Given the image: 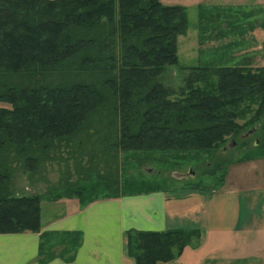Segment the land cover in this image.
<instances>
[{
	"label": "trees",
	"instance_id": "trees-1",
	"mask_svg": "<svg viewBox=\"0 0 264 264\" xmlns=\"http://www.w3.org/2000/svg\"><path fill=\"white\" fill-rule=\"evenodd\" d=\"M220 14L202 7L198 25ZM188 29L187 8L161 0H0V233L40 230L41 200L51 190L20 194L15 175L42 180L54 161L67 162L66 195L116 166L117 174H131L164 163L169 151L215 154L251 137L254 148H264V66H181L182 85L166 83L178 64L177 38ZM83 73L90 80L79 79ZM104 120L110 131H91L103 145L98 153L84 136ZM231 159L208 173L222 171V181ZM175 166L165 168L173 173ZM199 236L198 229L128 230L127 250L136 264H157Z\"/></svg>",
	"mask_w": 264,
	"mask_h": 264
},
{
	"label": "crops",
	"instance_id": "crops-1",
	"mask_svg": "<svg viewBox=\"0 0 264 264\" xmlns=\"http://www.w3.org/2000/svg\"><path fill=\"white\" fill-rule=\"evenodd\" d=\"M219 2L240 5L244 0ZM221 4L215 7L225 8ZM248 162H255L253 174L245 171ZM65 207L63 214L49 213L52 217L45 219L42 209L40 232L0 233V264H136L127 250V231L168 228L198 229L200 236L181 252L173 248L174 257L157 264H264V157L231 159L224 179L205 186L98 198L81 206L70 202ZM46 232L63 235L57 245L70 249L40 263L39 246ZM70 240L75 244L70 246ZM71 251L74 256L66 258Z\"/></svg>",
	"mask_w": 264,
	"mask_h": 264
},
{
	"label": "rangeland",
	"instance_id": "rangeland-1",
	"mask_svg": "<svg viewBox=\"0 0 264 264\" xmlns=\"http://www.w3.org/2000/svg\"><path fill=\"white\" fill-rule=\"evenodd\" d=\"M161 1L165 4H181L188 11L189 29L184 35L177 38L178 64L170 66L166 73L168 80H166V83L173 89H178V86L183 83V79L180 81V73L182 72L179 68L181 66L198 64L264 66V0H244L240 5H223L219 2L221 0ZM220 4L225 8L215 7ZM202 7L205 10L221 11V14L206 18L205 24L202 25V22V26L198 25L199 9ZM79 79L90 80V77L83 73L79 76ZM250 115H247V117ZM240 122L246 125L245 128H249V122L243 123L244 120ZM110 125L111 123L106 120H104L103 125H99V122L88 125L84 143L90 150L101 153L103 146L100 144L101 139L93 135L91 131H110ZM253 139L254 137L249 138L232 150H229V148L225 152L218 150L215 154L212 152L182 153L169 151L167 154L170 157L165 158L164 163L157 160L152 165H144L131 174H117L116 166V173H104L99 177H92L89 181L83 179L77 187L80 188L78 192L66 195L63 194L62 189L68 183L67 177L63 175L67 162L65 163L63 160L60 162L54 161L43 174H40L42 180L35 178L33 181L31 179L29 181L25 176L26 171L16 174L15 190L20 194H31L34 191L45 193L51 190V193L43 196L41 200V217L43 209V218L45 219L49 213L52 216H58L66 212L65 205L70 202H73L76 206H81L96 198L118 197L150 187L161 186L166 187L168 190H177L189 185L205 186L209 181L220 179L218 173L222 171L218 170L215 175L208 173L212 168L215 169L217 163L225 164L229 158H238L243 156L244 153L248 155L264 153V148H254ZM246 144H248V150L242 147ZM56 158L59 159L60 156L57 155ZM70 163L72 164V161ZM171 164L176 165L172 168L177 170L175 172L193 171L194 175L177 177L175 172L169 173V168H165ZM254 166L255 162H248L245 171L253 174ZM102 167L103 164L97 166L98 170ZM147 168H153V171H148ZM50 215L49 217H52ZM40 230L34 232H40ZM62 239L63 235L61 234L54 235L52 232L44 234L39 246L38 256L39 258L47 256V259L43 262L39 261L40 263H45L56 255H65L67 250L57 245ZM72 243H75V241L70 240L69 245H73ZM49 249L52 251L50 253L52 256L49 255ZM68 249L70 248L68 247ZM71 253L72 251L69 252V254Z\"/></svg>",
	"mask_w": 264,
	"mask_h": 264
},
{
	"label": "water",
	"instance_id": "water-1",
	"mask_svg": "<svg viewBox=\"0 0 264 264\" xmlns=\"http://www.w3.org/2000/svg\"><path fill=\"white\" fill-rule=\"evenodd\" d=\"M251 133H252V131H249V132H247V133H245L244 135H242V137L244 138V137H247V136H249V135H251ZM234 143H233V141H230L229 143H228V148H232V147H234ZM147 170L148 171H151L152 169L151 168H147ZM176 173V176L177 177H182V176H189V175H194V172L193 171H188V172H186V173H183V172H175Z\"/></svg>",
	"mask_w": 264,
	"mask_h": 264
},
{
	"label": "bare ground",
	"instance_id": "bare-ground-1",
	"mask_svg": "<svg viewBox=\"0 0 264 264\" xmlns=\"http://www.w3.org/2000/svg\"><path fill=\"white\" fill-rule=\"evenodd\" d=\"M234 140V139H233Z\"/></svg>",
	"mask_w": 264,
	"mask_h": 264
}]
</instances>
